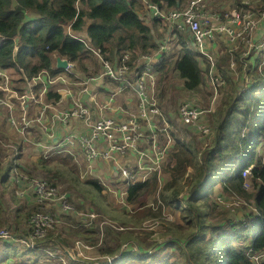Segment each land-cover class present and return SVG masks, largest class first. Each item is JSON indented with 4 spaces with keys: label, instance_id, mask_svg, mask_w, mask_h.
Returning <instances> with one entry per match:
<instances>
[{
    "label": "trees",
    "instance_id": "obj_1",
    "mask_svg": "<svg viewBox=\"0 0 264 264\" xmlns=\"http://www.w3.org/2000/svg\"><path fill=\"white\" fill-rule=\"evenodd\" d=\"M151 1L163 9L184 7L186 4V0ZM240 4V0H235L233 6ZM138 7L137 0H0V33L7 36L6 39L0 38V66L16 67V59L30 76L44 70L57 76L66 73L57 66V57L60 56L72 61L75 69L86 76L88 67L85 57L92 52L87 43L100 48L104 56L113 62L127 51L150 52L157 49L158 41L166 39L168 27L160 19L150 17L144 8L141 15ZM254 7L264 9V0H259ZM159 25L163 29L156 38L155 28ZM188 42L189 36L180 34L178 43L174 45L179 47V54L174 57L170 53L157 71L167 77L172 66L187 90L196 91L206 87L211 95L214 89L210 82L211 88L206 85L210 64L196 51L192 53L186 49ZM15 44L18 49L13 59ZM218 44L216 52L221 58L224 46ZM253 61H248L246 65L251 78L249 87L238 92V86H234L233 94L225 101L218 106L217 102L211 104L200 115V122L206 123L210 132L203 133L189 123L186 124L190 131L189 138H180L172 130L175 141L173 139L169 143L160 171H150L155 164L148 157L140 160L139 156L130 155L125 167L131 171L133 178H124L122 171L110 161L96 162L94 173L84 176L86 164L75 162L70 153L53 154L46 158L44 148L31 142L27 143L26 148L39 152L40 157L28 155L13 164L10 160L4 163L3 154H0V228L10 227L11 208L5 200V184L14 182L15 188L21 190L25 182L16 180L18 175L28 174L32 177L33 173L42 171L45 180L61 188L57 175L65 178L68 183L64 188L72 205L73 193H68L69 189L77 191L76 196L83 197V207V204L75 201L81 204L79 208H86V201L89 200L87 203L90 207L84 211L85 214L98 210L114 223L121 224L122 229L114 232L112 227L115 224L102 225L106 219L100 222L99 214L86 222L80 219L81 228L75 233L78 238L84 239L82 241L93 248L101 241L103 244L92 250L82 247L88 255L114 256L113 264H257L251 261L250 255L264 252V68H259L263 56ZM218 70L228 83L229 74L219 66ZM162 82L163 77H160L159 84ZM162 92L158 95L163 101L164 88ZM59 96L53 90L48 92V98L57 99ZM183 101L178 102L179 107ZM206 115H210V120L206 119ZM7 132L4 131V137L0 133L5 141ZM197 137L203 144L208 141L205 147L196 144ZM161 139L165 142V133ZM23 140L15 137L14 144L20 148ZM40 141L43 144L48 142L44 137H40ZM52 160L55 162L48 163ZM62 165H67L68 169L62 170ZM248 165L253 167L251 173L245 176L243 169ZM73 172L77 173V177ZM53 173L57 178L52 176ZM86 184L107 194L109 208L101 207ZM219 184L221 192H216ZM245 184L252 190L246 188ZM109 197H112L111 202ZM234 197L248 202L252 199L254 206L252 210L245 204L239 206L244 210L240 221L237 210L231 211L233 214L230 216L224 209ZM15 202L16 219L27 223L38 208L32 207V204L31 208H27L17 199ZM219 212L226 213L228 217L220 220L216 216ZM167 214L176 217L174 221H168L166 230L158 236L165 238L162 245H159V238L148 242L146 236L138 234V230L144 228L145 221H162ZM57 221H60L58 217ZM91 229L92 233L89 232ZM30 230L31 227H25V234ZM52 230L37 244L43 242L49 245L55 235ZM145 233L151 235L154 231ZM166 245L178 251L180 259L152 261L151 258L159 253L148 254L150 250ZM5 246L15 248L9 239L5 240ZM35 249L29 248V251ZM15 254L18 251L0 256V264H16L13 261ZM53 260L52 255L51 263ZM86 260L88 263L80 260V257H68L69 264H94L93 259ZM99 264L104 262L99 261ZM260 264H264V257Z\"/></svg>",
    "mask_w": 264,
    "mask_h": 264
},
{
    "label": "built area",
    "instance_id": "obj_2",
    "mask_svg": "<svg viewBox=\"0 0 264 264\" xmlns=\"http://www.w3.org/2000/svg\"><path fill=\"white\" fill-rule=\"evenodd\" d=\"M142 5L150 17L160 19L168 27L166 39L159 41L158 48L150 52L127 51L116 62L104 56L100 48L87 43L102 62V68L96 74L83 76L68 60L67 67L63 68L65 74L53 76L50 71L44 70L30 76L14 59L15 44L13 59L16 67L0 66V115L5 117V130L9 133L13 130L15 137L24 139L23 144L31 142L42 146L46 158L53 154L70 153L75 162L86 164L84 173H94V165L98 161H110L122 171L124 178H133L131 171L125 167L130 155L139 156L140 160L148 157L155 164L150 171H160L172 137L170 122L158 99L157 66L166 60L172 44L178 43L180 34H187L189 44H193L195 51L210 64L207 76L216 98L220 88L227 85L226 78L218 70V42L223 44V51L231 55V69L237 73V53L246 58L252 48L264 50V37L257 39L264 29V9L249 6L247 1L229 8L216 7L214 0H186L184 7L170 9H163L151 0H142ZM0 38L6 39L7 36L0 33ZM13 39L16 41V38ZM244 70L240 72L242 82L238 80L240 88L249 86L251 82L246 67ZM245 75H248L247 79H244ZM104 80L112 83L116 91L110 94L107 102L99 105L100 112L95 113L85 99L95 100L94 85ZM50 90L60 96L57 99L48 98ZM125 91L135 95V103L129 107L119 106V113L111 114L109 103L115 101L116 93ZM204 111L186 100L180 105L179 116L191 126L208 133L210 127L200 122ZM71 122L83 124L82 129L68 131ZM163 132L165 142L161 139ZM40 137L47 139V144H43ZM251 169L248 166L243 174L249 175ZM33 177L36 178L18 175L16 180L25 182L22 189L33 199L39 202L57 201L63 211L73 209L68 203L66 191L45 179ZM245 187L250 188L247 184ZM94 213L86 214L93 217ZM56 221L53 212L32 213L29 223L33 225V236L37 239L45 237L55 227ZM7 237H11L8 228H0V239ZM263 257L264 252L250 255L251 261L257 264Z\"/></svg>",
    "mask_w": 264,
    "mask_h": 264
},
{
    "label": "rangeland",
    "instance_id": "obj_3",
    "mask_svg": "<svg viewBox=\"0 0 264 264\" xmlns=\"http://www.w3.org/2000/svg\"><path fill=\"white\" fill-rule=\"evenodd\" d=\"M234 1L235 0H214V3L216 5V7L222 8V7L233 6ZM240 1H241V3L244 1H247L252 6H256V4L259 2V0H240ZM137 3L139 6L138 10H140V14L142 15L144 13L143 5L141 4L140 0H137ZM162 29H163L162 25H159L157 29L155 28V37L156 38L158 37V34L160 33V31ZM260 34L264 37V29L261 30ZM178 48H179L178 46H174L172 44L171 56L175 57L177 54H179ZM186 49H188L192 53L195 52V47L193 46V44H189L186 47ZM253 49L254 48L250 49V55L246 58H241L240 56H238L239 53H237L238 57L235 55V58H237V61H238L237 62V73L231 69V55L228 56L226 54V52L223 51V48L221 49L223 55L220 59H218V64H219V67L223 69V71H226L227 74H229L228 76L230 77V79L228 81V86L222 87L219 91V96L217 97V100H216L217 106L222 101H225L230 95L233 94V92H234L233 87L236 85L237 86L239 85L238 80L242 82V80H241L242 74H240V72H242V73L245 72L244 69L247 65V62L251 61V58L257 59L260 56H263V61L261 62V64H259V68L260 69L264 68V55L262 54L263 52L262 51L257 52V50H256L255 53L252 54L254 52ZM85 59H86L87 64L89 65L88 70L90 73H96L97 68L99 70H101L102 62L92 52H90L89 55L85 57ZM230 71L232 72V76H231ZM177 74H178L177 71L171 66V69L168 72L167 77H165V74L158 76V80H160V77H163V82L158 84V94L163 93L162 88L165 89V96H163V98H164L163 101L161 100V97L159 95H158V99H159V103H160V107H161L162 111L164 112L165 116L168 118V120L172 124L169 132H170L172 138L174 139V141H175V137L172 135V130H174L176 135H179L180 138H182V137L189 138V136H190V131L186 127V124H188V122L182 120L178 114V110H179L178 102L179 101H182V100L185 101L187 99L199 107L200 106L211 107V103H210V99H209V93L207 92L206 87L204 89H203V87L199 88L196 91L195 90L194 91L187 90L183 85V82H182L183 80L180 79L177 76ZM247 78H248V75H245L244 79H247ZM207 80H208V78H207ZM234 80H236L237 82H235ZM206 85L209 88H211V86L209 85V81H207ZM237 89H239V86ZM213 93H214V90H213ZM131 95L133 98H135V95H133V94H131ZM109 96H110V94H108L104 91H100V97H101L102 101H107ZM114 102L115 101L110 102L109 105L111 107H113ZM134 103H135V101L133 102V104ZM100 104H103V102H101ZM30 106H32V105H30ZM108 111L112 112L113 110L108 109ZM34 112H36V111H34ZM206 119L210 120V115H206ZM5 122H6L5 117L0 115V133L2 135L4 134V131H5ZM9 131L11 133H14L13 130H9ZM7 135H8L6 137L7 141H5L4 138L0 137V154H3L4 163H6L8 160H10L13 164H15V163H18L20 160L27 158L28 155H35L36 157H40L39 152H37V151L34 152L32 149L29 150V147H28V149L26 148L27 143H25V144L22 143V147L19 148L14 144L15 136L10 135L8 132H7ZM3 137H4V135H3ZM195 141L199 147L201 146V144H203L202 141L200 142L198 137L196 138ZM206 143H204L202 146L205 147ZM12 151H13V155H11ZM5 154L7 155V157L4 158ZM55 160L54 161L52 160L48 163H54ZM173 164H175L174 161H173ZM61 169L67 170L68 166L62 165ZM16 170L19 173V170L18 169H16ZM89 173H91V171H87L83 175L85 176ZM73 175L77 177V173L73 172ZM24 176H27L28 178L30 177L28 174H24ZM33 176H35L36 178L33 177L32 179L44 180L43 176H45V175L42 171H40L38 173H33ZM52 176L56 177L54 175V173ZM57 176H58V178L57 177L56 178L58 180H61L59 182H60V184H62V188L60 187V189H63L64 191L67 192V190L64 187L68 182L64 180L65 179L64 177H62L60 175H57ZM70 181H72V180H70ZM82 181L85 182L84 180H82ZM85 183H87V182H85ZM5 187H6L5 200L11 208V214H10V220H9L10 227L8 229L10 234H11V237L0 239V256L4 257L5 254H9L11 252H17L18 251V254L17 255L15 254V256H13V261L16 264H69L68 257H70V256L74 259H78V257H80V260L85 261V262H87L86 258H91V259H93L94 264H99V261L100 262L103 261L104 264H111V261H113V260L115 261L114 256L113 257L110 255H96V256L93 255V256H91L82 250V247H86L87 249L92 250L96 247L102 246L103 244L101 241L100 244L97 243L95 245L96 247L93 248V246L86 244L85 242H83V241H85L84 239L78 238V236L75 234L81 228V223L79 222V220L82 219V221L86 222L90 218L87 214L84 213V211L88 209L87 207H90V205L87 203L90 201L87 200L86 201L87 207L82 208L85 205V201L82 200L83 197L81 195H78L79 197L75 195V193L77 191H75L73 189L68 190L69 191L68 193H70V192L73 193L74 205H72L70 202H68L73 207V209L63 211L61 206H59V203L57 201L39 202L38 200L33 199L32 197L26 198L27 196L30 197V194L27 191H25L24 189H21V190L18 189L17 190V188H15V186H14V182H12V183L7 182V184H5ZM86 188L90 191L92 196L98 201V203L101 205V207L109 208V205L106 201V199H108V196L106 193L98 191L97 189H95L90 184H86ZM249 190H252V187ZM219 191L221 192L220 184L217 186L216 192H219ZM77 197H78V199H77ZM109 198H110V202H111L112 197H109ZM119 198L122 201V198L121 197H119ZM15 199H17L18 202L23 204L24 206H27V208H31L30 204H32V207H37L38 209L36 211H34L33 214L36 212H39V211L40 212H53L56 214V218L58 217V219H60L59 222L56 221L55 227L52 228L54 230L51 229L52 231H54L55 235L51 238L49 245H46L43 242L37 244L40 239H37L33 236V234H32L33 230L32 231L30 230L29 233L25 234V232H24L25 227H29V229H30V227H32V229H33V225L31 224V222L29 223V220L26 223V222L19 221L16 219L15 209L17 206H16ZM238 199H240V200L239 201H236L234 199L229 200L227 205H226L227 207H224V209L227 211V213L230 216L233 214V212H231V211L237 210L238 211L237 218H238V221H240V217L243 216L244 210H243L242 206L241 207H239V206L242 204H245V206L251 210L254 209L253 208L254 206L251 204L252 199L249 202L243 198H238ZM75 201H79V203L83 204L82 207L79 208V206L81 204H77ZM95 206H97V205H95ZM97 214H99L100 222L103 221V218L106 219L105 220L106 222L102 223V225H105V224L108 225V224L113 222L109 219V217L107 215L104 216V212L101 213L98 210H96V213H94V216L96 217ZM247 214H249V211L247 212ZM216 216H218L220 218V220H223V219L228 217V215L226 213H221V212H219ZM175 217L176 216L174 214H167L166 217L164 218V220H162V221H154L153 219L145 221L143 224L144 228L139 229L138 234L140 236H146L145 240L148 242H151L154 239H158L159 238L158 236L166 230V224H168V221H174ZM117 223L118 224L114 223L115 226L112 227L114 232L116 230L120 231L122 229V227L120 226L121 224L119 222H117ZM23 227H24V229H23ZM145 231L146 232L154 231V233L151 235H148L147 233H145ZM89 232L92 233L93 230L91 229ZM48 233H47V235H48ZM6 239H9L11 241L12 245L15 247L14 249H11V248L5 246V240ZM78 239H81V240H78ZM159 240H160L159 245H162V243L165 241V238L162 237V238H159ZM74 242H75V244H74ZM29 248H36V249L33 252H31V251H29ZM157 249L153 248L148 253V254H151V252L152 253H155V252L159 253V254H157V257L151 258L152 261H158L161 259H163L162 261H176V260L180 259V257L178 256V251L177 252L173 251L169 245H166V247L163 246L161 249H158V251H156ZM52 255H53L54 260L51 263V256ZM134 261L137 262L138 260H134ZM137 264H141V263H137Z\"/></svg>",
    "mask_w": 264,
    "mask_h": 264
},
{
    "label": "crops",
    "instance_id": "obj_4",
    "mask_svg": "<svg viewBox=\"0 0 264 264\" xmlns=\"http://www.w3.org/2000/svg\"><path fill=\"white\" fill-rule=\"evenodd\" d=\"M87 67L89 68V65L87 64ZM100 70L97 68V72L98 73ZM87 74H92L89 72V70L87 71ZM95 89L93 90V92L96 94V99L95 100H89L88 98L85 99V103L92 108L95 113H99L100 112V108H99V104L101 102L105 103L107 101H102L101 97H100V91H104L108 94L113 93L114 91H116L114 85L112 83H110L107 80L101 81L99 83H96L94 85ZM132 93H130L129 91H125L122 93L117 94L116 93V99L114 102V106L111 107V109L113 110L112 112L109 111L111 114H118V110L117 107L119 106H124V107H129L130 105L133 104V102L135 101V98L132 97L131 95ZM209 99H210V94H209ZM83 124H78L77 122H71L70 125L67 127L68 131L71 130H76V129H82Z\"/></svg>",
    "mask_w": 264,
    "mask_h": 264
},
{
    "label": "clouds",
    "instance_id": "obj_5",
    "mask_svg": "<svg viewBox=\"0 0 264 264\" xmlns=\"http://www.w3.org/2000/svg\"><path fill=\"white\" fill-rule=\"evenodd\" d=\"M140 2H141V4H142V0H140ZM261 36H262L261 34L258 35V36H257V39H260ZM262 37H263V36H262ZM158 42H159V41H158ZM190 44H191V43H190ZM174 45H175V44H174ZM188 45H189V42H188ZM188 45H187V46H188ZM253 50H254V52H253L252 54L255 53L256 49H253ZM260 51H264V50H260ZM260 51H257V52H260ZM171 52H172V51L170 50V51H169V54H170ZM93 54H94V53H93ZM94 55H95V54H94ZM249 55H250V53H249ZM249 55H248V56H249ZM248 56H247V57H248ZM62 58H65V57H62ZM65 59H66V58H65ZM219 59H220V58H219ZM254 59H255V58H251V61L254 62V61H253ZM67 60H68V59H67ZM249 62H250V61H249ZM158 66H160V65H158ZM158 66H157V67H158ZM75 70H76V69H75ZM156 70H157V69H156ZM76 71H79V70H76ZM92 74H96V73H92ZM158 74L160 75L159 72H158ZM87 75H90V74H87ZM158 84H159V80H158ZM226 86H228V83H227ZM226 86H222V87H226ZM247 87H249V86H247ZM247 87H245V88H240V87H239L238 92L244 91ZM220 89H221V88H220ZM157 90H158V89H157ZM218 96H219V95H218ZM218 96H217V97H218ZM217 97L214 98V93L212 92L211 95H210V101H211L210 103H211V104H214V103L216 102V100H217ZM186 100H187V99H186ZM186 100H185V101H186ZM183 102H184V101H183ZM181 104H182V103H181ZM200 107H202L203 109L206 110V107H204V106H200ZM179 108H180V107H179ZM178 113H179V111H178ZM167 120H168V118H167ZM168 121H169V120H168ZM169 122H170V121H169ZM204 124H206V123H204ZM170 125L172 126L171 122H170ZM206 125H207V124H206ZM171 126H170V128H171ZM170 128H169V130H170ZM163 133H164V132H163ZM203 133H204V132H203ZM172 140H173V138H172ZM174 162H175V161H174ZM248 166L253 167V165H248ZM248 166H246L244 169H246ZM244 169H243V170H244ZM250 188H251V187H250ZM250 188H249V189H250ZM233 199H237V201L240 200V199L235 198V197H234ZM221 201H222V202H225V201H223L222 199H221ZM227 203H228V202H227ZM227 203H226V204H227ZM113 262H114V260H113ZM113 262H112V264H113Z\"/></svg>",
    "mask_w": 264,
    "mask_h": 264
},
{
    "label": "water",
    "instance_id": "obj_6",
    "mask_svg": "<svg viewBox=\"0 0 264 264\" xmlns=\"http://www.w3.org/2000/svg\"><path fill=\"white\" fill-rule=\"evenodd\" d=\"M17 49H18V47H16V51H17ZM67 65H68V60L67 59L62 58L60 56L57 57V66L59 68H65V67H67Z\"/></svg>",
    "mask_w": 264,
    "mask_h": 264
},
{
    "label": "bare ground",
    "instance_id": "obj_7",
    "mask_svg": "<svg viewBox=\"0 0 264 264\" xmlns=\"http://www.w3.org/2000/svg\"><path fill=\"white\" fill-rule=\"evenodd\" d=\"M74 212V211H73Z\"/></svg>",
    "mask_w": 264,
    "mask_h": 264
}]
</instances>
